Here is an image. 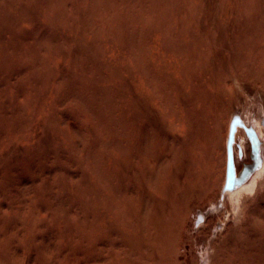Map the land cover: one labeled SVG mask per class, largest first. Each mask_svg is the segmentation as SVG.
<instances>
[{
  "label": "rangeland",
  "instance_id": "1",
  "mask_svg": "<svg viewBox=\"0 0 264 264\" xmlns=\"http://www.w3.org/2000/svg\"><path fill=\"white\" fill-rule=\"evenodd\" d=\"M234 116L251 184L264 0H0V264H264Z\"/></svg>",
  "mask_w": 264,
  "mask_h": 264
},
{
  "label": "bare ground",
  "instance_id": "2",
  "mask_svg": "<svg viewBox=\"0 0 264 264\" xmlns=\"http://www.w3.org/2000/svg\"><path fill=\"white\" fill-rule=\"evenodd\" d=\"M247 126V123L242 120L239 119L237 116H234L233 118H231L230 123H229V133H228V139H227V172H226V178L224 181V184L222 186V199L223 202H225L227 199L230 200L231 202H233L234 205L239 206L240 202H241V198L246 195H253L256 193L257 191V187H258V181L260 179H262V177L264 176V160H262V145H263V132H264V122L261 124L259 122L258 126H253L252 128H249L256 136H257V140L259 142V154L257 156V154H254V158L256 160L255 162V169H257L258 171L255 173L254 175V179L251 182V184H239L238 182H236V184H234L233 186H229L228 185V161H229V146H231L233 152L235 150V146H237V139H238V135L241 133V128H245ZM262 129V130H261ZM240 149L239 152L240 154L244 152L245 149V144L242 143L240 144ZM257 152V150H256ZM235 169L236 168V162H235ZM236 176L238 178V173L236 171ZM204 216H202L200 222L204 221Z\"/></svg>",
  "mask_w": 264,
  "mask_h": 264
},
{
  "label": "water",
  "instance_id": "3",
  "mask_svg": "<svg viewBox=\"0 0 264 264\" xmlns=\"http://www.w3.org/2000/svg\"><path fill=\"white\" fill-rule=\"evenodd\" d=\"M247 132H248V136L250 138L251 144H252L253 152L255 155L257 154V156H258V154H259V142L257 140V136L251 130H247ZM256 150H257V152H256ZM247 174H248V172H246V175L244 176V178H246ZM236 182H238L239 184L242 183V181L240 179H238L236 176L234 152H233L231 146H229L228 185L231 187L234 184H236Z\"/></svg>",
  "mask_w": 264,
  "mask_h": 264
}]
</instances>
